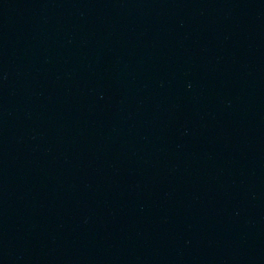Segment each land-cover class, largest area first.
Returning a JSON list of instances; mask_svg holds the SVG:
<instances>
[{
  "label": "water",
  "instance_id": "1",
  "mask_svg": "<svg viewBox=\"0 0 264 264\" xmlns=\"http://www.w3.org/2000/svg\"><path fill=\"white\" fill-rule=\"evenodd\" d=\"M0 264H264V0H0Z\"/></svg>",
  "mask_w": 264,
  "mask_h": 264
}]
</instances>
